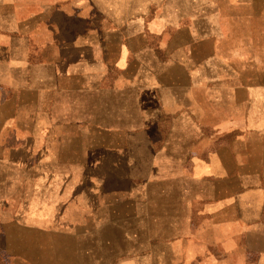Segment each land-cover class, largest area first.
<instances>
[{
    "label": "crops",
    "instance_id": "0c3cea01",
    "mask_svg": "<svg viewBox=\"0 0 264 264\" xmlns=\"http://www.w3.org/2000/svg\"><path fill=\"white\" fill-rule=\"evenodd\" d=\"M46 260L264 264V0H0V264Z\"/></svg>",
    "mask_w": 264,
    "mask_h": 264
},
{
    "label": "rangeland",
    "instance_id": "374dc122",
    "mask_svg": "<svg viewBox=\"0 0 264 264\" xmlns=\"http://www.w3.org/2000/svg\"><path fill=\"white\" fill-rule=\"evenodd\" d=\"M153 1H155V0H153ZM160 2H161V0H159ZM149 2H150V0H149ZM90 16L92 17V19H98L99 17H100V21L101 22H103V23H105V24H109V22H108V20L104 17V16H101V15H99L98 13H96V12H91V14H90ZM99 16V17H98ZM42 242H47V241H49V240H41ZM30 255H32V253H30V252H28L27 251V258H29V256ZM47 257H50V256H47ZM58 258V257H57ZM32 260H33V258H32ZM47 262V263H46ZM43 263H45V264H50L47 260L45 261V262H43Z\"/></svg>",
    "mask_w": 264,
    "mask_h": 264
}]
</instances>
